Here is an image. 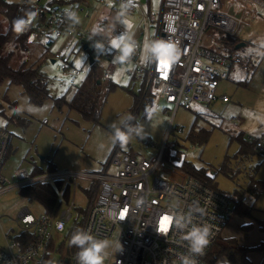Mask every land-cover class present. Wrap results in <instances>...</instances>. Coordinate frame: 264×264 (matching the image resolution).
Wrapping results in <instances>:
<instances>
[{
    "label": "rangeland",
    "instance_id": "obj_1",
    "mask_svg": "<svg viewBox=\"0 0 264 264\" xmlns=\"http://www.w3.org/2000/svg\"><path fill=\"white\" fill-rule=\"evenodd\" d=\"M49 1L34 0L31 4L45 6ZM66 2V7L71 6V0ZM223 3L226 9L232 3L230 12L248 24L243 25L235 35L240 39V44L246 42L245 46L237 49L241 61L232 68L230 79L220 83L217 92L220 97L228 96L230 102L224 103L221 99L209 105L191 102L181 107L175 115L172 106L158 99L148 109L143 107L134 112V94L142 90L141 80L132 79L133 66L114 62L117 52L110 46L111 39L128 32L127 27L115 19L120 10L116 0H87L81 4L80 7L90 13L87 19H83L81 12L77 14L76 25L88 35L83 41L78 37L53 38L46 33L32 37L27 46L29 51L17 52L14 56L12 63L15 68L24 62L39 68L48 79L51 98L65 96L69 100L75 88L59 83V72L51 61L59 54L69 57L74 67L89 71L92 58L100 74L106 99L101 124L94 125L83 120L76 112H69L65 108L62 111L53 109L51 101L39 107L31 106L19 87L0 85V127L7 128L13 135L11 155L4 170L8 180L6 186L16 183L13 175L20 167H26L30 173L35 169L42 170L44 174L51 169L55 172L98 173L105 169L116 149L131 156L154 160L168 143L169 146L175 144L171 154L182 152L187 162L215 173L217 188L232 199L235 193L247 188L251 172L256 180L264 181V154L258 152L251 160H246L247 172L244 168L234 171L235 175H232L224 170L227 159L230 160L229 167L235 170V156L240 151V144L232 141L234 136L240 132L247 137L264 136V124L259 123L264 120V59L245 54L249 47L259 48L264 38V0H223ZM162 5L163 0H135V6L125 14L131 25L128 35L139 46V63L144 67L149 63L142 60L143 46L145 42L153 41L157 27V23L151 21L150 14L160 15ZM113 7L118 10L114 11ZM97 24L104 31L94 35L92 27ZM7 29L8 23L0 15V33H5ZM97 43L103 47L96 48ZM107 54L113 57L110 61L106 58ZM106 73L110 74L109 79L104 78ZM111 85L117 88L108 92L107 88ZM153 107H158V110L149 119L147 112ZM253 112L256 113L255 120L250 118ZM113 124L122 130H127L130 125L132 129L140 127L144 138L135 136L133 132V138L125 147L121 148L118 144L112 146L110 137ZM206 133L208 135L204 141ZM95 188L94 181L79 179L78 188L75 192L72 190L71 195V200L74 197L76 201L73 217L64 233H52L55 249L49 252L50 259L43 264H73L75 252L68 250L70 237L67 235L75 222L83 218L82 211L88 207L90 192L93 190L94 193ZM20 190L12 188L0 193V247L4 249L10 242L7 236H22L16 222L22 209L28 208L36 217L46 214L39 203L31 202ZM244 201L253 206L252 217L236 215L232 218L222 235L224 239H235L237 250L231 256L224 254L216 264H264V232L259 230L257 223L264 222V194L254 200L246 194ZM66 210L67 205L63 204L59 213ZM65 258L69 259L68 263L64 262Z\"/></svg>",
    "mask_w": 264,
    "mask_h": 264
},
{
    "label": "built area",
    "instance_id": "obj_2",
    "mask_svg": "<svg viewBox=\"0 0 264 264\" xmlns=\"http://www.w3.org/2000/svg\"><path fill=\"white\" fill-rule=\"evenodd\" d=\"M52 1L55 0L48 3ZM121 2L116 0L118 5ZM80 6H55L47 11L45 6L35 4L37 15L33 21L37 23L32 22L24 34L36 27L40 35L85 40L87 33L65 16V10L72 8L77 14L81 12L85 19L89 18L90 13ZM232 8L230 3L226 9L223 0H163L161 14L150 15L151 21L157 23L153 40H173L181 56L173 64L160 61V67L167 69L166 78L158 71L159 62L149 63L147 67L139 63L137 44L135 54L125 65L134 67L132 74L147 78L148 87L154 90L158 100L173 107L174 115L191 102L209 105L219 99L229 101L226 95L218 96V88L221 82L230 79V70L240 63L241 57L238 53L230 55L224 51L222 38L235 37L243 25H248L243 18L230 12ZM113 10L118 9L113 7ZM42 15H45L43 22L40 21ZM106 58L110 61L113 57L107 54ZM53 61L59 72V83L69 88H76L88 74L83 67H74L69 57L56 54ZM104 77L109 79L110 74ZM12 139V133L0 127V193L55 179L71 180L75 192L79 179L94 181L96 188L81 228L97 237L108 238L113 244H121V249L113 251L105 264H181L180 257L188 255L187 242L182 237L192 225L210 228V243L205 254L198 258V264H209L211 250L235 216L233 202L225 193L164 160L166 145L154 160L133 157L116 149L105 169L98 173L54 172L35 176L26 167H20L14 171L16 183L6 186L8 180L4 170ZM249 140L255 141L257 148L264 151V136L249 137ZM75 208L73 197L67 210L57 217L48 214L36 217L28 208L22 209L16 218L22 236H7L10 242L6 249L0 247V264H43L52 233L66 231ZM172 216L183 217L188 227L174 229L170 226ZM77 251L76 248L73 264H77Z\"/></svg>",
    "mask_w": 264,
    "mask_h": 264
},
{
    "label": "trees",
    "instance_id": "obj_3",
    "mask_svg": "<svg viewBox=\"0 0 264 264\" xmlns=\"http://www.w3.org/2000/svg\"><path fill=\"white\" fill-rule=\"evenodd\" d=\"M86 2L87 0H71L70 4L75 6L76 4L81 5L85 4ZM66 5H68L66 0H55L51 3H48V5H45L44 9L50 11L51 7H66ZM31 11L35 12V9L34 5L29 2L24 4L23 2H7L5 0H0V15L3 16L8 23L7 31L5 33H0V85L6 84L8 87H19L23 91V94L27 97L31 106L39 107L44 105V103L47 101H51L53 104V109L62 111L65 108L69 112L78 113L83 120L91 124H101L102 108L106 96L102 91V80L95 67V61L92 64L91 70L88 71L85 79L82 80V82L75 88L74 93L69 100L66 99L65 96L55 99L51 98L48 79L39 68L32 65L28 66L26 62L22 63L18 68L13 66V58L16 56L17 52L27 53L29 51L27 46L28 44L30 45L31 38L40 36L36 27L32 28L29 34H22L18 38L12 31V20L20 16H26V13ZM44 17L45 15H42L40 19L41 22L44 21ZM10 42L13 44L11 50H9L7 47ZM240 42L241 41L236 37H223L222 48L231 55L237 53L236 47L240 44ZM231 71L232 68L230 73ZM131 77L132 79H140L143 86L139 94H134V112L137 109L139 110L143 107L148 109L154 100L157 99L154 90L150 86L148 87V80L146 77H142V75L136 73L131 74ZM116 88V85H111L107 88V91L110 92ZM198 117H200V114H198ZM130 126L127 127V129L130 128ZM207 135L208 133H206L204 136V141ZM233 140H236L240 144V151L235 156V170H232L230 168L231 166L229 167L230 160L228 159L224 163V170L225 172L235 175L233 172L236 170L241 171L245 168V171L247 172L245 165L247 162L246 160H251V158L254 157L257 152L264 154V151L259 150L255 141H250L249 137L245 136L243 132H240L234 136L232 141ZM174 146L175 144H172L171 146H169V143L166 144V148L164 150V160L167 163L186 171L206 185L220 191L215 183V176L213 175L215 173L206 168H197L192 163L187 162L182 152L177 151L175 155L171 154V150L174 148ZM11 151L12 143L9 149L7 161L11 155ZM52 170L53 169H51L49 173L55 172ZM31 174L38 176L43 175L44 172L42 170L35 169ZM249 176V182L247 184V188L244 191L235 193V197L233 199L226 194L233 202L235 216L238 215L245 218L252 217L251 215L254 211L253 206L244 201V197L246 194H249L254 200L264 194V181L256 180L255 175L252 172L249 174ZM72 190L73 184L71 180L55 179L42 181L34 185L24 187L20 191L21 194L31 202L39 203L44 208L46 214L57 217L61 206L63 204L68 205L70 203ZM92 191L90 192V198L93 195ZM82 213L84 217L85 210H83ZM82 222L83 218L80 221L75 222L74 227L67 236L71 238L72 232L75 231L76 228L82 227ZM257 223L259 230L264 232V222L258 221ZM29 237H31L29 239L32 240V235H29ZM62 248L64 249V247ZM236 248L237 241L235 239L217 242L209 254L208 263L216 264V261L224 254L228 256H231L232 253L235 254L237 250ZM54 249L55 244L52 237V240L49 244L48 253L44 261H48L50 259L49 252ZM68 250L75 252L76 247L70 246ZM241 257H243V255ZM67 261L68 258H65L64 262Z\"/></svg>",
    "mask_w": 264,
    "mask_h": 264
},
{
    "label": "clouds",
    "instance_id": "obj_4",
    "mask_svg": "<svg viewBox=\"0 0 264 264\" xmlns=\"http://www.w3.org/2000/svg\"><path fill=\"white\" fill-rule=\"evenodd\" d=\"M29 3H34V0H29ZM135 6V0H122L120 10L115 19L124 24L128 32L131 31V25L126 18V13L129 12ZM37 13L34 11L27 12L26 16H20L12 20V31L16 34L17 38L27 32L32 25ZM65 16L72 24L78 23L77 13L68 8L65 10ZM104 30L97 24L92 27V33L99 34ZM128 32L121 35L118 38H113L110 41L112 49L116 50L117 54L114 57V62L117 64H127L131 61L132 56L136 52V43L130 38ZM11 50L13 44L10 42L7 45ZM96 48H102L103 45L97 43ZM142 60L146 63L160 62L162 59L167 60L169 64L176 63L180 56L181 50L176 42L171 39H156L149 42H145ZM245 54L248 56H256L259 59H264V38L261 39L259 48L249 47L245 50ZM158 107H153L147 112L149 119L156 113ZM251 119H256V113L251 114ZM260 124H264V120L259 121ZM113 133L110 137L112 146L117 144L123 148L130 139L133 138V132L135 136L144 138L143 129L136 127L135 129L128 128L122 130L117 127L116 124L111 125ZM255 131V129H253ZM142 201H138V204ZM124 219V217H121ZM170 226L177 230H184L188 225L183 221V217H171ZM210 228L207 225H192L190 229L184 232L182 239L187 242L188 255H182L180 257L181 264H198V258L205 254V250L210 243ZM69 246H75L78 251L76 252L77 264H105L106 260L112 255L113 251L121 249V244H113L108 238H100L92 234L89 230L84 228H76L72 232L69 240Z\"/></svg>",
    "mask_w": 264,
    "mask_h": 264
},
{
    "label": "snow or ice",
    "instance_id": "obj_5",
    "mask_svg": "<svg viewBox=\"0 0 264 264\" xmlns=\"http://www.w3.org/2000/svg\"><path fill=\"white\" fill-rule=\"evenodd\" d=\"M160 62H159V65H158V71H161L162 75H164V77L166 78L167 77V69H165L163 66L160 67ZM169 67V66H168Z\"/></svg>",
    "mask_w": 264,
    "mask_h": 264
},
{
    "label": "water",
    "instance_id": "obj_6",
    "mask_svg": "<svg viewBox=\"0 0 264 264\" xmlns=\"http://www.w3.org/2000/svg\"><path fill=\"white\" fill-rule=\"evenodd\" d=\"M243 46H245V43H241V44H239L237 47H236V49H239V48H241V47H243ZM85 49H87V46H85ZM51 63L52 64H54V61L52 60L51 61ZM90 63H91V65L94 63V59H90ZM99 83H100V81H99Z\"/></svg>",
    "mask_w": 264,
    "mask_h": 264
},
{
    "label": "crops",
    "instance_id": "obj_7",
    "mask_svg": "<svg viewBox=\"0 0 264 264\" xmlns=\"http://www.w3.org/2000/svg\"><path fill=\"white\" fill-rule=\"evenodd\" d=\"M146 2H147V1H146ZM150 15H152V14H150ZM83 19H85V18L83 17ZM239 40H240V39H239ZM244 43H246V42H244ZM249 44H251V43H249ZM246 45H247V44H246ZM235 66H236V65H235ZM235 66H234V67H235ZM234 67H233V68H234ZM222 102H223V101H222ZM228 102H230V100H229ZM228 102H224V103H228ZM226 240H228V239H224V238H223V235H222L218 242H222V241H226Z\"/></svg>",
    "mask_w": 264,
    "mask_h": 264
}]
</instances>
